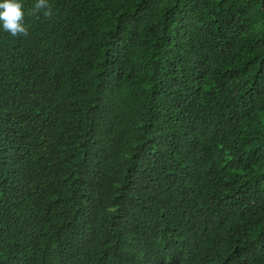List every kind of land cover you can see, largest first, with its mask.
<instances>
[{"label":"trees","instance_id":"1","mask_svg":"<svg viewBox=\"0 0 264 264\" xmlns=\"http://www.w3.org/2000/svg\"><path fill=\"white\" fill-rule=\"evenodd\" d=\"M48 3L0 24V264H264V0Z\"/></svg>","mask_w":264,"mask_h":264},{"label":"clouds","instance_id":"2","mask_svg":"<svg viewBox=\"0 0 264 264\" xmlns=\"http://www.w3.org/2000/svg\"><path fill=\"white\" fill-rule=\"evenodd\" d=\"M40 12L45 17L51 16V6L48 0H37L34 8L27 13L21 0H3L0 2V24H2L4 31L13 37H27L29 31L25 25V16H32Z\"/></svg>","mask_w":264,"mask_h":264}]
</instances>
